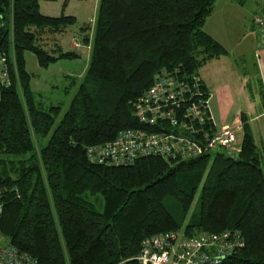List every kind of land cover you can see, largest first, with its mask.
Segmentation results:
<instances>
[{"label": "trees", "instance_id": "obj_1", "mask_svg": "<svg viewBox=\"0 0 264 264\" xmlns=\"http://www.w3.org/2000/svg\"><path fill=\"white\" fill-rule=\"evenodd\" d=\"M42 1L0 0V52L14 53L17 68L0 87V236L37 264H138L142 242L156 234L229 231L244 244L222 264H264V154L246 122L239 152L219 148L211 164V153L131 166L88 157L128 129L179 133L169 121L142 122L136 106L161 73L198 79L210 95L199 71L227 54L205 30L217 0H99L93 24L80 29L88 65L57 125L61 108L37 100L26 53L43 69L82 55L59 43L76 18L47 15ZM62 1L65 9L74 0Z\"/></svg>", "mask_w": 264, "mask_h": 264}, {"label": "built area", "instance_id": "obj_2", "mask_svg": "<svg viewBox=\"0 0 264 264\" xmlns=\"http://www.w3.org/2000/svg\"><path fill=\"white\" fill-rule=\"evenodd\" d=\"M260 1L261 9L255 16L254 24L264 41V0ZM5 26L6 22L0 17V32ZM9 55L0 52V87H9L15 78L13 73L17 76L14 53ZM198 81L195 79L194 85L182 84L171 74L161 73L136 106L135 115L142 122L153 125L157 120L169 121L172 127H179V133L128 129L120 132L111 143L88 148L90 161L131 166L150 155L187 160L213 153L218 148L230 156L239 152L241 143L236 132L241 127L217 126L211 110L210 95L204 97ZM190 90L195 91L188 100L185 93ZM207 122L212 123L213 130L205 129ZM243 244L235 232L200 233L187 237L182 230H175L146 238L134 260L138 264H222ZM0 264H37V260L0 236Z\"/></svg>", "mask_w": 264, "mask_h": 264}, {"label": "rangeland", "instance_id": "obj_3", "mask_svg": "<svg viewBox=\"0 0 264 264\" xmlns=\"http://www.w3.org/2000/svg\"><path fill=\"white\" fill-rule=\"evenodd\" d=\"M227 1L233 2V4L236 6L241 2L243 5L242 10H239L231 16L225 7V3ZM55 4L52 3L51 5L58 7L62 5V2L59 1L58 4ZM260 4V0H217L214 12L207 21V30H211V28L214 29L216 22L218 24L217 28H220V25L223 23L225 25V30H229L228 32H225L227 38L224 40V42L226 46L230 48L226 54L228 55L226 57H230V59L227 58L229 60H224H226L225 63H229L232 69L234 66H232L231 63L236 62L239 70V72L236 70V73L241 74L244 71H249L248 65H251V62L252 65L256 64V59L254 57L255 51H253L254 47L252 45V36L255 30L256 34L258 31L252 27V17L255 12L260 9ZM98 5L99 0H74L71 1L67 6L68 14H71L76 18V23L74 26H71L68 29L66 34L61 37L62 41L60 43H63V40H66V43L68 44L67 50H74L80 53L82 55L80 59L60 60L54 64H51L47 69H43L38 65L34 54L30 52L26 53L27 69L33 75V88L35 90L37 100L43 105L45 109H48L51 106H59L61 108V113L58 116L56 125L60 121L64 112L69 108L73 97L77 93L82 76L88 65L89 59L87 58V54H84L83 52V44L81 42L82 35L79 28L86 23L89 25L93 24L94 18L97 14ZM46 6L47 3L45 0H43L41 9L43 13L50 16H59L61 10L59 13H51L47 11ZM75 38L79 40H76ZM237 43H240L238 48ZM50 46H52L51 42L49 44V47ZM88 48L89 46L84 49H86V51H90V48L89 50ZM236 49H238L237 52ZM241 54H243L242 57ZM244 60L245 63L243 62ZM234 79H236V77H234ZM244 101L246 103L247 99ZM218 149L211 153L209 164L213 162L214 154L219 151ZM199 196L200 189L196 193V197L193 201L192 211L198 205ZM87 198L90 197L87 196Z\"/></svg>", "mask_w": 264, "mask_h": 264}, {"label": "crops", "instance_id": "obj_4", "mask_svg": "<svg viewBox=\"0 0 264 264\" xmlns=\"http://www.w3.org/2000/svg\"><path fill=\"white\" fill-rule=\"evenodd\" d=\"M45 1L47 3L46 9L48 12L59 13L61 10L59 16L62 13L71 15L68 14L67 7L63 9L62 0ZM59 1L62 2L61 6L57 7L51 5L52 3L55 4V2L58 4ZM225 7L232 16L239 10H242L243 5L239 3V5L237 4L236 6L233 2L227 1L225 3ZM86 25L88 24L86 23L83 26ZM217 26L218 24L216 22L214 29L211 28V30H207L205 26V30L214 39L220 42L228 52L230 48L226 46L224 40L227 38L225 32H228L229 30H225V25L223 23L220 25V28H217ZM81 27L79 29H81ZM253 29H255V27H253ZM258 33L256 34L255 30L252 36V45L254 47L253 51H255L254 57L256 59V64L252 65L251 62V65H248L249 71H244L241 74L236 73V70H238L236 62H230L231 65L234 66L232 69L229 63H225L226 60L230 59V57H226L228 56L226 55L218 60H213L206 64L200 69L199 74L205 86V90L210 94L211 110L217 126H240L241 129L238 130L236 134L238 135L239 142L241 143L243 137L242 127L246 122L250 127L257 147L260 152L264 154V41L261 40ZM60 39L59 43L62 41V39ZM75 39L79 40L77 38ZM63 41L64 42L60 43V45L63 49L65 48L64 50H67L68 44L66 43V40ZM67 41L69 42L68 39ZM239 45L240 43H237V48ZM82 47L84 54L86 53L87 58L89 59V51L84 49L86 48L85 46ZM237 50L238 49H236V52ZM242 56L243 54H241V57ZM243 62L245 63V60ZM237 72H239V70ZM234 77H236V79H234ZM246 99L247 102L245 103L244 100Z\"/></svg>", "mask_w": 264, "mask_h": 264}]
</instances>
